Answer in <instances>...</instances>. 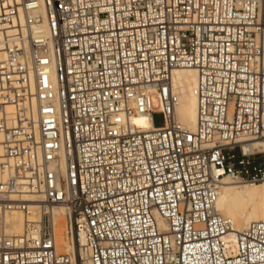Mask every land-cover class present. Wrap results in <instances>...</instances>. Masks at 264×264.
Listing matches in <instances>:
<instances>
[{
	"label": "built area",
	"instance_id": "obj_1",
	"mask_svg": "<svg viewBox=\"0 0 264 264\" xmlns=\"http://www.w3.org/2000/svg\"><path fill=\"white\" fill-rule=\"evenodd\" d=\"M2 2L0 264H264V220L231 241L216 209L225 176L264 182V0ZM179 69L194 130L173 119Z\"/></svg>",
	"mask_w": 264,
	"mask_h": 264
},
{
	"label": "bare ground",
	"instance_id": "obj_2",
	"mask_svg": "<svg viewBox=\"0 0 264 264\" xmlns=\"http://www.w3.org/2000/svg\"><path fill=\"white\" fill-rule=\"evenodd\" d=\"M9 5L19 12L17 0H8ZM6 4L0 0V15ZM14 26L17 31H23V20L21 14L14 18ZM197 75L193 69H179L172 73L171 88L178 96V103L175 106L173 119L183 127L194 130L197 122V100L194 95ZM134 126L145 131L151 128L147 117L140 116L133 120ZM2 136L0 134V141ZM1 156V147H0ZM217 211L232 224V232L229 237L234 241L235 232L242 230L249 223L264 220V182L260 183H239L225 176L217 202ZM55 243L59 253H72L74 248L66 234L65 209H55ZM30 219L37 218V208L32 207ZM10 222L9 231L21 233L25 220L23 215L15 211L7 216Z\"/></svg>",
	"mask_w": 264,
	"mask_h": 264
},
{
	"label": "rangeland",
	"instance_id": "obj_3",
	"mask_svg": "<svg viewBox=\"0 0 264 264\" xmlns=\"http://www.w3.org/2000/svg\"><path fill=\"white\" fill-rule=\"evenodd\" d=\"M151 105L153 109H157L158 108V98L157 96H152L151 98ZM152 122H153V126L154 128H162L164 127V116L161 112L159 111H155L152 114Z\"/></svg>",
	"mask_w": 264,
	"mask_h": 264
}]
</instances>
